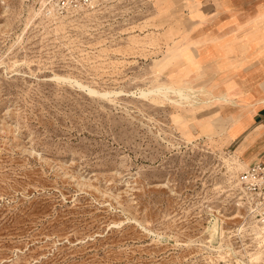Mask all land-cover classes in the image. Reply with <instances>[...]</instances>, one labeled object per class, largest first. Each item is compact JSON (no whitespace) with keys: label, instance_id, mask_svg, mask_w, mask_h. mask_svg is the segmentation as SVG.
Masks as SVG:
<instances>
[{"label":"rangeland","instance_id":"obj_1","mask_svg":"<svg viewBox=\"0 0 264 264\" xmlns=\"http://www.w3.org/2000/svg\"><path fill=\"white\" fill-rule=\"evenodd\" d=\"M184 1L0 0V264H264L247 165L188 112L234 106L245 49L180 33Z\"/></svg>","mask_w":264,"mask_h":264},{"label":"crops","instance_id":"obj_2","mask_svg":"<svg viewBox=\"0 0 264 264\" xmlns=\"http://www.w3.org/2000/svg\"><path fill=\"white\" fill-rule=\"evenodd\" d=\"M194 1H184L181 25L175 26L180 33L189 30L192 38H221V43L233 40L245 51L234 58L229 72L218 73L232 77L230 86L237 101L234 106H197L188 111L192 114L190 121L203 123L200 128L196 124L198 132L210 127L218 132L222 128L221 134L227 139L224 145L230 146L244 165L264 163V0H199L202 19L191 16L190 3ZM217 89L224 90V85ZM199 109L203 113L196 115Z\"/></svg>","mask_w":264,"mask_h":264},{"label":"built area","instance_id":"obj_3","mask_svg":"<svg viewBox=\"0 0 264 264\" xmlns=\"http://www.w3.org/2000/svg\"><path fill=\"white\" fill-rule=\"evenodd\" d=\"M98 0H41L47 11L57 15L82 11ZM237 204L264 226V163L254 162L236 176Z\"/></svg>","mask_w":264,"mask_h":264},{"label":"bare ground","instance_id":"obj_4","mask_svg":"<svg viewBox=\"0 0 264 264\" xmlns=\"http://www.w3.org/2000/svg\"><path fill=\"white\" fill-rule=\"evenodd\" d=\"M91 93H97V94H99V92L98 91H96V90H94V89H88ZM167 90V89H166ZM165 90V91H166ZM177 90V89H176ZM159 91V89H152V90H150V91H147V92H145V91H142L141 92V94L142 95H149V94H152V93H157ZM172 91V90H171ZM89 92V93H90ZM161 92V91H160ZM178 92L179 93H181V94H184L181 90H178ZM101 95H103V93H101ZM104 95H106V94H104ZM185 95V94H184ZM183 98V97H182ZM179 99H180V97H179ZM178 100V99H177ZM171 101V100H170ZM261 233H262V235H263V237H264V228L261 230ZM260 236V235H259Z\"/></svg>","mask_w":264,"mask_h":264}]
</instances>
